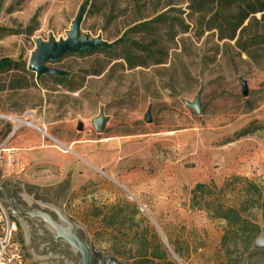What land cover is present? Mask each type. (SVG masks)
Returning <instances> with one entry per match:
<instances>
[{
    "label": "rangeland",
    "instance_id": "374dc122",
    "mask_svg": "<svg viewBox=\"0 0 264 264\" xmlns=\"http://www.w3.org/2000/svg\"><path fill=\"white\" fill-rule=\"evenodd\" d=\"M87 1L82 34L115 46L66 56L48 66L67 76L37 79L28 69L36 40H66ZM128 54L149 65L129 69ZM1 61L11 66L0 71V185L21 180L3 172L28 158L38 175L30 181L68 185L67 213L101 254L121 263L148 264L146 243L162 257L154 264H250L251 253L264 250L223 243L225 223L192 203L198 184L222 188L239 177L264 189V163L249 177H196L197 155L213 160L212 148L248 139L264 148V0H0ZM200 92L198 115L187 104ZM101 112L109 121L98 134ZM43 153L75 166L40 165ZM177 162L187 176L174 171ZM233 187L232 205L241 186ZM123 201L158 240L130 214L113 228L98 218Z\"/></svg>",
    "mask_w": 264,
    "mask_h": 264
},
{
    "label": "flooded vegetation",
    "instance_id": "af4514ba",
    "mask_svg": "<svg viewBox=\"0 0 264 264\" xmlns=\"http://www.w3.org/2000/svg\"><path fill=\"white\" fill-rule=\"evenodd\" d=\"M67 197L66 184L46 187L10 180L0 185V199L32 264H111L109 256L94 250L83 229L76 232L78 242L69 240L78 223L67 213ZM250 259V264L264 263V251L252 252Z\"/></svg>",
    "mask_w": 264,
    "mask_h": 264
},
{
    "label": "trees",
    "instance_id": "16d2710c",
    "mask_svg": "<svg viewBox=\"0 0 264 264\" xmlns=\"http://www.w3.org/2000/svg\"><path fill=\"white\" fill-rule=\"evenodd\" d=\"M139 27H137V29ZM124 41V38L121 39L119 44H122ZM132 44L133 47L138 46L136 43ZM114 46L115 45H113V47ZM113 47L111 49L100 48L87 54L92 55L98 52H110ZM146 52L150 53L147 48ZM124 60L129 69H134L137 66L147 67L149 65L146 61L136 62L132 54H128ZM10 66L11 64L1 61L0 71H3ZM248 134V131H245L240 134L238 138L245 137ZM237 185L241 186L237 191L239 201L232 205L226 201L227 191L230 190L231 192H235L236 189L233 186ZM192 195L194 208H197L198 210H206L208 212L211 211L214 219L221 220L225 223L222 236L223 243H227L231 240L234 242L240 240L245 251H250L254 242L259 238L263 229L262 225H264V189L260 185L246 178L234 177L222 188H219L214 183L210 186L198 184L193 190ZM108 210L110 214L109 212L105 213V210H103V212H100L98 215V218H102L104 223H106L108 218L112 220L108 224V228H113L123 223V220L127 218V213L130 214L132 218L137 217L141 223H145V229L152 233L154 239L158 240L159 236L155 230L150 227L149 221L141 215L135 205H132L128 201H123L116 206L108 208ZM142 250L143 263L154 264L152 260L162 259V257L156 254V251H151L150 243L143 245ZM174 254L178 255L180 259H183L181 253L177 249L174 250Z\"/></svg>",
    "mask_w": 264,
    "mask_h": 264
},
{
    "label": "crops",
    "instance_id": "0c3cea01",
    "mask_svg": "<svg viewBox=\"0 0 264 264\" xmlns=\"http://www.w3.org/2000/svg\"><path fill=\"white\" fill-rule=\"evenodd\" d=\"M250 140V141H249ZM246 145V147L244 146ZM263 151L264 148L259 143L257 145L256 141L252 139H248L243 142H234L224 147H217L210 149L207 153L212 155L213 160L207 161L200 155H197V162L200 165V168L196 171V177H228L230 175H242L249 177L252 173H260L261 168H263ZM248 152V153H247ZM247 153V154H246ZM246 155L245 158L248 160L245 162L243 161L242 157ZM57 157L56 154L52 155L50 153H43L40 155V165L42 164H54L60 166V169L63 171L69 170L71 165L75 166L71 160H64V164L60 165V158L57 161H54V158ZM28 158L25 159H18L17 161H10V166L12 167L9 170L8 174L7 171L3 172L5 175L4 178L9 177H20V179H13L16 182H20L22 184H31V185H40L39 183L31 182L30 179L34 177H38L36 173L30 174L32 170V166H30V162L27 163ZM203 162H202V161ZM217 161V163H215ZM15 163V164H12ZM38 164H34L36 166ZM72 166V167H73ZM29 167L28 169H26ZM216 167V168H215ZM16 168V171H12V169ZM75 168V167H73ZM256 168H259L257 170ZM174 171H178L180 175H188V170L184 166L183 163H174ZM254 171V172H253ZM142 174V172H138ZM170 174V173H169ZM168 174V175H169ZM176 177L177 174H175ZM174 175V176H175ZM254 176V175H253ZM40 177V176H39ZM164 177H167L165 175ZM23 180V181H22ZM41 186V185H40Z\"/></svg>",
    "mask_w": 264,
    "mask_h": 264
},
{
    "label": "water",
    "instance_id": "95a60500",
    "mask_svg": "<svg viewBox=\"0 0 264 264\" xmlns=\"http://www.w3.org/2000/svg\"><path fill=\"white\" fill-rule=\"evenodd\" d=\"M89 2L84 3L77 15L76 19L71 25L70 31L67 34L66 40L56 41L53 37H50L48 42L42 40H36V49L30 58L28 65L29 71L36 74L37 79L42 76H53V77H65L67 73L50 68L48 65L57 63L66 56L72 54H86L94 52L100 48L111 49L113 45L108 44L100 39H91L88 35L82 34V25L86 16V9ZM243 95L248 97V88L246 83H243ZM202 92H200L194 104H187V107L192 111L196 112L198 115L202 113ZM108 118L105 117L104 112H101L99 117L94 120L93 126L98 134H103L106 130V125L108 123ZM147 121L150 122L149 115L147 116ZM81 130V128L79 129ZM74 235H72L69 240L71 242H78L76 232L79 227L77 224L74 226ZM82 229V228H81ZM262 234V235H261ZM260 238H258L253 245V249L259 248L260 245L264 244V233L261 232ZM262 236V237H261ZM260 239V240H259ZM94 250H97L92 244ZM98 251V250H97ZM264 251V250H263ZM108 260L111 264H126L118 262L115 258L109 257ZM264 264V263H261Z\"/></svg>",
    "mask_w": 264,
    "mask_h": 264
},
{
    "label": "built area",
    "instance_id": "2783aa9c",
    "mask_svg": "<svg viewBox=\"0 0 264 264\" xmlns=\"http://www.w3.org/2000/svg\"><path fill=\"white\" fill-rule=\"evenodd\" d=\"M0 264H32L19 238L17 224L0 199Z\"/></svg>",
    "mask_w": 264,
    "mask_h": 264
},
{
    "label": "bare ground",
    "instance_id": "6f19581e",
    "mask_svg": "<svg viewBox=\"0 0 264 264\" xmlns=\"http://www.w3.org/2000/svg\"><path fill=\"white\" fill-rule=\"evenodd\" d=\"M21 122H23V121H21ZM23 123H27L26 121H24ZM26 126H28V127H33V128H35L34 126H31L30 124H27ZM36 129V128H35ZM42 132V131H41ZM43 134H45L44 132H43ZM46 135V134H45ZM47 136V135H46Z\"/></svg>",
    "mask_w": 264,
    "mask_h": 264
}]
</instances>
